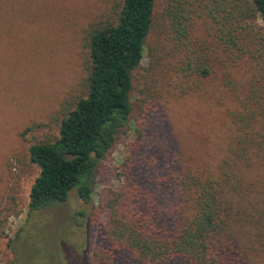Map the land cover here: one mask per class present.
<instances>
[{"label":"rangeland","instance_id":"374dc122","mask_svg":"<svg viewBox=\"0 0 264 264\" xmlns=\"http://www.w3.org/2000/svg\"><path fill=\"white\" fill-rule=\"evenodd\" d=\"M119 1L0 0V264H143L113 247L104 232L114 194L126 191L133 200L137 190L144 212L157 210L169 230L172 213L183 206L175 176L219 177L237 108L225 75L244 97L252 72L217 49L214 74L189 90L176 73L165 0H159L144 59L133 73L132 121L100 163L92 201L83 202L76 188L66 202L30 212L39 169L29 148L59 138L62 120L86 96V33L111 23ZM203 37L202 21H195L192 38ZM147 82L156 99L143 113ZM129 210L136 213V200ZM250 260L264 264V255Z\"/></svg>","mask_w":264,"mask_h":264},{"label":"trees","instance_id":"16d2710c","mask_svg":"<svg viewBox=\"0 0 264 264\" xmlns=\"http://www.w3.org/2000/svg\"><path fill=\"white\" fill-rule=\"evenodd\" d=\"M158 1L120 0L111 23L87 31L86 96L62 120L59 138L29 148L39 169L30 212L66 202L76 188L83 202L92 201L99 165L132 121L133 73L144 59ZM163 19L176 73L189 90L214 74L217 49L231 63H247L252 78L242 97L225 75L237 102L227 156L218 178L175 176L183 206L172 213L173 227L162 228L157 210L144 212L136 190L133 200L126 191L114 194L104 232L113 247L143 264H249L251 255H264V0H165ZM195 21L203 24L200 40L192 38ZM152 88L147 82L141 91L143 113L155 104ZM135 200L136 213L129 210Z\"/></svg>","mask_w":264,"mask_h":264}]
</instances>
